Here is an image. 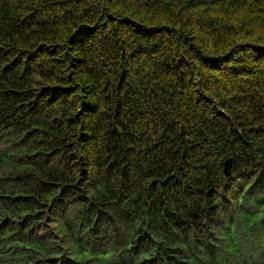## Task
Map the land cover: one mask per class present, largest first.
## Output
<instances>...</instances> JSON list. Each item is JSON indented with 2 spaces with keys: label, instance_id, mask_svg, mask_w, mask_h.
Masks as SVG:
<instances>
[{
  "label": "trees",
  "instance_id": "trees-1",
  "mask_svg": "<svg viewBox=\"0 0 264 264\" xmlns=\"http://www.w3.org/2000/svg\"><path fill=\"white\" fill-rule=\"evenodd\" d=\"M0 264H264V0H0Z\"/></svg>",
  "mask_w": 264,
  "mask_h": 264
},
{
  "label": "water",
  "instance_id": "water-1",
  "mask_svg": "<svg viewBox=\"0 0 264 264\" xmlns=\"http://www.w3.org/2000/svg\"><path fill=\"white\" fill-rule=\"evenodd\" d=\"M233 160L231 158L227 159L224 163V174L228 177L232 174Z\"/></svg>",
  "mask_w": 264,
  "mask_h": 264
}]
</instances>
